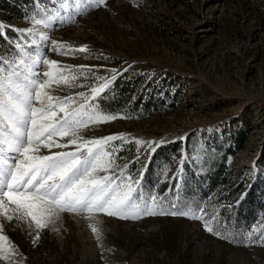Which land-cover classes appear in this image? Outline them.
<instances>
[{
    "label": "rangeland",
    "instance_id": "rangeland-1",
    "mask_svg": "<svg viewBox=\"0 0 264 264\" xmlns=\"http://www.w3.org/2000/svg\"><path fill=\"white\" fill-rule=\"evenodd\" d=\"M33 18L54 22L44 27ZM2 22L31 46L17 47L19 57L1 49L0 76L11 77L21 58L33 72L54 71L58 78L74 74L75 79L50 89L61 99L75 98L69 111L93 104L92 89L105 80L110 85L123 72L141 79L139 90L158 100V110L143 119L108 114L117 118L82 127L78 135L85 140L123 137L111 142L118 146L115 166L96 175L136 181L142 174L141 203L155 196L165 210L199 211L203 219L122 220L63 212L36 229L30 218L9 211L11 220L0 215V235L7 238L0 242V264H264V204L241 243L220 216L252 187L264 195V0H105L99 6L68 0L67 10L51 0L29 20L0 13ZM29 29L30 34L23 31ZM81 47L87 50L61 54ZM37 58L56 61L60 70L33 64ZM242 134L247 140L238 148ZM56 139L67 143L70 137ZM162 147L155 160L152 153ZM75 150L41 148L40 154ZM213 155L226 163L230 184L207 200H183L179 208L158 201L163 198L158 191L182 171L195 170L205 180ZM148 179L155 183L151 193L143 191ZM240 185L231 203L222 202L224 193Z\"/></svg>",
    "mask_w": 264,
    "mask_h": 264
},
{
    "label": "snow or ice",
    "instance_id": "snow-or-ice-1",
    "mask_svg": "<svg viewBox=\"0 0 264 264\" xmlns=\"http://www.w3.org/2000/svg\"><path fill=\"white\" fill-rule=\"evenodd\" d=\"M56 2L67 10L68 0ZM80 2L99 6L105 0H73L74 4ZM51 22L54 21L33 18L35 25L48 27ZM3 27L0 24V29ZM23 31L31 33V29ZM42 39L47 40L48 37ZM56 47L62 48L63 45L57 44ZM86 50L85 47L67 49L61 54ZM32 63L60 70L56 61L37 58ZM16 69L11 77L0 76V215L11 220L12 216L7 215L9 211L19 213L22 218H30L36 229H44L63 212L102 213L122 220L165 215L203 219L199 211L165 210L157 205L155 196L141 203L138 187L142 174L136 181H132L130 176L124 177L123 181L114 180L110 175L97 176V173L108 172L115 166L118 146L111 142L124 138L113 135L85 140L78 132L89 124L106 123L117 117L99 111L95 103L87 107L82 104L69 111L75 98L53 96L52 86L65 83L69 78L75 79L72 73L58 78L54 71L33 72L22 58ZM108 87L105 80L98 88H93L91 99L96 100ZM82 98L89 99L83 95ZM59 113H63V117L58 119ZM57 137L70 139L67 143H59ZM70 146H75L76 150L40 154L41 148L51 152L53 147ZM9 205L15 207L10 209ZM205 226L207 231H213L207 224ZM93 231L97 229L93 228ZM36 239H39L38 235ZM6 240L0 235V242Z\"/></svg>",
    "mask_w": 264,
    "mask_h": 264
},
{
    "label": "trees",
    "instance_id": "trees-1",
    "mask_svg": "<svg viewBox=\"0 0 264 264\" xmlns=\"http://www.w3.org/2000/svg\"><path fill=\"white\" fill-rule=\"evenodd\" d=\"M49 1L51 0H0V13L17 21H25L41 12L42 7ZM0 24L4 25L3 29H0V61L3 62L1 54H5L1 49H6L8 51L7 54L14 52L16 47L13 45V42L19 41L23 43V35L6 23L2 22ZM141 82V79L135 80L133 77H129L128 72H123L113 79L109 87L99 94L97 99L93 100V103L106 114L132 116L136 119H143L151 112L158 110L156 105L158 100L154 96L148 95L145 89L139 90ZM246 140V135H239L238 148H241ZM164 149L162 147L152 153L155 160ZM211 158L210 164L205 166L204 169L207 171L205 180H202L195 170L190 172L182 171L174 177V181H167L165 183V186L162 187L163 192L161 190L158 191V196L163 197L158 201L161 204H169L170 206L179 208L177 206L183 200L189 198L196 200L199 197L200 201L207 200L217 190L223 189L230 184L232 179L230 177L231 173L228 172L223 158L216 155L211 156ZM153 164L154 160H151L145 170L146 175L150 176ZM144 180L146 179L144 178ZM148 181L149 183L143 191L151 193L155 183L151 179H148ZM240 188L241 185L235 187L233 192L224 193V201L222 202L231 203L232 199L236 196L235 194L240 191ZM263 204L264 195H261L255 186L246 193L236 206L229 210H224L220 215L225 226L231 232L233 230L234 235L237 236L236 242L241 243L239 241L240 238H247L245 231L252 230L258 220L259 213L262 211Z\"/></svg>",
    "mask_w": 264,
    "mask_h": 264
}]
</instances>
